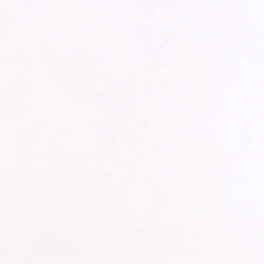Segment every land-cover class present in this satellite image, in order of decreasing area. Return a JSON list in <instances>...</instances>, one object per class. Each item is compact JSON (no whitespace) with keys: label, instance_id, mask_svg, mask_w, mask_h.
<instances>
[{"label":"snow or ice","instance_id":"6c2138e0","mask_svg":"<svg viewBox=\"0 0 264 264\" xmlns=\"http://www.w3.org/2000/svg\"><path fill=\"white\" fill-rule=\"evenodd\" d=\"M0 264H264V0H0Z\"/></svg>","mask_w":264,"mask_h":264}]
</instances>
